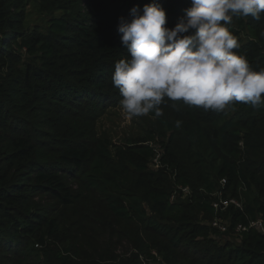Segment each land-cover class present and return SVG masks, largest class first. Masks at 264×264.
Here are the masks:
<instances>
[{
	"label": "trees",
	"instance_id": "1",
	"mask_svg": "<svg viewBox=\"0 0 264 264\" xmlns=\"http://www.w3.org/2000/svg\"><path fill=\"white\" fill-rule=\"evenodd\" d=\"M21 2L23 7L0 0V249L12 253L6 257L9 264L11 258L17 264H161L159 257L163 264H264V234L256 228L237 235L234 246L220 245L219 232L199 221L202 213L210 219L222 214L213 208L220 192L242 205V210L232 204L224 210L228 234L259 216L264 224V103L234 102L206 111L168 100L161 105L167 117L149 114L169 133L167 168L177 172L181 187L195 186V197L186 202L172 201L177 192L149 171L150 147L119 150L103 138L66 140L65 116L94 119L111 100L112 94L100 88L114 90L116 101L122 98L112 82L117 57L129 55L117 31L120 18L130 20L133 7L156 3L171 29L191 0H88L80 21L76 0ZM30 19L38 21L29 27ZM228 28L241 45L234 51L247 57L254 71L264 69V15L260 20L234 16ZM64 103L91 108L90 119ZM39 107L44 120L37 115ZM59 138L64 144L53 148L48 140ZM63 169L74 170L89 194L105 204L107 217L91 222L95 235L100 228L108 241L94 256L67 244L58 220L42 214L35 202L46 196L63 210L76 206L81 196L65 184ZM103 221L114 230H102ZM131 229L133 238L127 234ZM143 233L164 240L156 246L157 255L139 238ZM122 241L134 250L120 257L116 247Z\"/></svg>",
	"mask_w": 264,
	"mask_h": 264
},
{
	"label": "clouds",
	"instance_id": "2",
	"mask_svg": "<svg viewBox=\"0 0 264 264\" xmlns=\"http://www.w3.org/2000/svg\"><path fill=\"white\" fill-rule=\"evenodd\" d=\"M184 12L171 29L156 3L120 18L117 31L129 58L115 63L112 82L127 119L160 116L168 100L206 111L264 103V69L254 71L234 51L241 45L228 28L234 16L260 20L264 0H191Z\"/></svg>",
	"mask_w": 264,
	"mask_h": 264
},
{
	"label": "rangeland",
	"instance_id": "3",
	"mask_svg": "<svg viewBox=\"0 0 264 264\" xmlns=\"http://www.w3.org/2000/svg\"><path fill=\"white\" fill-rule=\"evenodd\" d=\"M14 1L18 4L19 7L24 6V2L22 3L21 0ZM87 1L88 0H76L78 8L75 10V13H78L79 16L76 17V15H73V17H76L79 21L82 17H86ZM25 11H27L28 14L32 15V10L29 6L25 5ZM60 13L61 11H55L53 15L58 16L60 15ZM33 19H35V17ZM34 21H38V19ZM34 21L32 22V19H30V23L28 24V26L32 27ZM44 22L45 20L42 18H40L38 21L39 25H44ZM127 58H129V55L124 52H121V54L117 57V59L119 60ZM100 91L105 93L110 92L112 94V98L111 100L107 101L106 104L101 105V108L103 109L102 111H95L98 115L97 117L87 121L85 119L81 120L78 118L75 119L73 117L65 116L62 120L68 129V137L66 139L67 143L72 141L71 139H69V137L76 138L80 136L81 138L79 140L84 141L85 143H88L91 139L94 138L108 139L110 143L119 148V150H130L131 147L139 146L150 147L154 153V157L149 160L147 165L148 169L158 177H162L163 179H165V183H167L169 191L171 190L173 191V193L174 191L177 192L174 193V200L172 201L180 200L186 202L187 200H189V198H193V196L195 197V186L193 187V185L191 184L192 187H188V192H181L180 188L183 187H181V185L177 183V172L175 170L167 168L168 164L165 158V146L169 133L165 131V128L162 127V125L157 122L155 118H152L149 115L127 119L126 114L123 112L120 106V100L122 98L116 101L118 97L114 94V90L111 91L107 88L102 87L100 88ZM63 107H65L66 109H72L75 112H78L80 116L86 117L88 119H90L91 117L89 111L93 112L91 108L85 106L84 104H81L79 107H71L64 103ZM97 108L99 109L100 107ZM37 109V115L44 120V114L40 112V109L42 108L39 107ZM165 109L168 110L169 107L167 106ZM163 116L167 117L165 112L163 113ZM48 123H50L49 120ZM76 127L82 129V131L79 132ZM61 140L62 138H59L58 141H48L51 142L53 148H60L62 144H64L61 142ZM73 141L77 142V140ZM240 145H242V143ZM115 150L116 149H113V151ZM130 170L133 171L134 169L131 168ZM61 177L64 180L65 184L70 187V189L74 193L81 196L80 201L74 208L63 210L57 205L54 200L46 196L38 197L37 199H35V202L38 204L42 214L48 215L50 218H55L58 220L60 233L64 240H66L67 244L72 243L73 245H76L77 249H80L81 251L84 248V250L87 251L86 255L84 256H94L93 253L104 249L108 241V238L104 236L105 233L103 231L100 234V228L98 230V234L95 235V233L97 232L93 231L94 227L92 226L91 222L92 220L97 221L100 218L103 219L107 217V211L104 207L105 204L102 203L99 196H93L92 194H89L88 190L83 187L79 180L76 178L74 170L63 169L61 172ZM175 196H177L176 199ZM214 197L218 198L217 201L214 202L218 204H220V202H229L231 200H235L234 198L229 196L228 199L227 197L223 198L220 192L215 194ZM228 205H230V203ZM225 209L226 207L219 209L218 212L222 214H218L212 219H210L208 215L202 213L199 216V221L200 223L208 227H213L215 229L216 227L213 226V222L219 221V223H221V225L225 229L222 232L216 229L220 235V238H218L220 245L227 242V244L229 243L228 245L231 244L232 246H234L239 242L238 240L240 238H237L236 233H227L229 226V215L228 212H224ZM147 212L148 215H151L149 211ZM257 221H262L260 216L258 217ZM82 224L88 228H91L92 230L87 229L86 227L82 228ZM128 225L129 224H126L124 225V227H127ZM262 225L264 227L263 223ZM79 228H81L82 230L78 231ZM101 228L102 230H106L107 232L108 229H110V231L114 230L108 227L105 221H103V225L101 226ZM115 229L117 231H120L124 228ZM131 231L132 229L128 231L127 234L128 236L133 238V235H131ZM139 238L144 240V245L146 246L148 251L155 255H157L156 246L164 245V240H161L159 237L152 236L151 234L143 233ZM159 240V245H157ZM116 248V254L120 257L126 252L128 254H131V252L134 250L133 247L126 241H122V243ZM8 255H12V253L0 249V264H9V261L6 258L9 257ZM142 259L143 262L146 261L144 257H142ZM161 260V257H159V263L163 264ZM10 263L17 264L14 258H11Z\"/></svg>",
	"mask_w": 264,
	"mask_h": 264
},
{
	"label": "built area",
	"instance_id": "4",
	"mask_svg": "<svg viewBox=\"0 0 264 264\" xmlns=\"http://www.w3.org/2000/svg\"><path fill=\"white\" fill-rule=\"evenodd\" d=\"M221 184L224 185V184H225V181L222 180V181H221ZM188 190H189L188 187L180 188V191L183 192V193H184V192H188ZM173 198H174V197H173ZM173 198H172V199H173ZM229 203L232 204V205H234L236 208L242 210V205H241V203H239V202L236 201V200H231V201H229V202H227V201H226V202H220V204L215 203V204H213V208L215 209L216 212H218L219 209H222V208L227 207ZM213 226L216 227V229L219 230V231H221V232L225 230L224 227L221 225V223H219V221H214V222H213ZM250 228H256V229L259 230L262 234H264V227H263V225H262V221H251V222L249 223V226H248V227L237 226L236 229H235V231H234V233H236L237 235H240L241 233L247 231V230L250 229ZM36 247H37V246H36ZM154 255H155V254H154Z\"/></svg>",
	"mask_w": 264,
	"mask_h": 264
}]
</instances>
